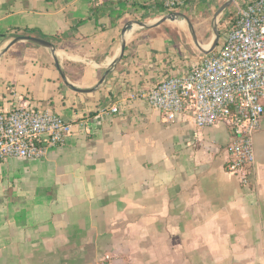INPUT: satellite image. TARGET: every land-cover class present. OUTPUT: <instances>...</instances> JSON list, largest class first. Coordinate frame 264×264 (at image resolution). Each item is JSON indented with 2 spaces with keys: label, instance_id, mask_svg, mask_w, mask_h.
Masks as SVG:
<instances>
[{
  "label": "crops",
  "instance_id": "0c3cea01",
  "mask_svg": "<svg viewBox=\"0 0 264 264\" xmlns=\"http://www.w3.org/2000/svg\"><path fill=\"white\" fill-rule=\"evenodd\" d=\"M166 13L162 0H0V53L19 35L55 48L21 40L0 55V109L29 101L72 124L46 157L0 160V264H264V113L244 187L224 168V124L167 122L142 96L205 55L170 22L126 31L98 84L125 25ZM55 59L67 82L94 90L70 88Z\"/></svg>",
  "mask_w": 264,
  "mask_h": 264
},
{
  "label": "built area",
  "instance_id": "2783aa9c",
  "mask_svg": "<svg viewBox=\"0 0 264 264\" xmlns=\"http://www.w3.org/2000/svg\"><path fill=\"white\" fill-rule=\"evenodd\" d=\"M191 1L162 0V6L175 12ZM142 96L167 122L182 116L197 129L224 124L229 131L225 171L241 186H250L255 175L253 136L264 113V0L236 6L211 53L183 73L164 77ZM71 132L70 121L29 101L0 109V160L42 159ZM110 259L105 254L100 264Z\"/></svg>",
  "mask_w": 264,
  "mask_h": 264
},
{
  "label": "water",
  "instance_id": "95a60500",
  "mask_svg": "<svg viewBox=\"0 0 264 264\" xmlns=\"http://www.w3.org/2000/svg\"><path fill=\"white\" fill-rule=\"evenodd\" d=\"M235 1L236 0H227L213 14V16H212V19H213V24H212L213 39H212L211 43L209 44V46L207 48H203L200 45V43L198 42V40L196 38L195 32L193 30L194 27H193V24H192L190 18L186 14H184L182 12L175 11V12H169L167 14H164L163 16H161L160 18H158L153 24H148L147 22L137 21V20H132V21L128 22L125 25V27H124V29L122 31V41H121V46H120V54L112 61V63L110 64L109 68L106 69V71L104 72V74L101 76L98 84H101L103 82V80L106 78L107 74L110 72V69L113 68V67H115L116 64L122 58V56L124 54L125 46H126L125 33H126V31H130L134 25H137L139 27H151V26L160 25V24H162V23H164L166 21H171V20H177L179 22L184 21V22H186V24H187V26H188V28L190 30V33H191V36H192V40H193V43L196 46V48L200 52H202L203 54H205V55L211 53L214 50V48L217 46V43H218V40H219V30H218V28L216 26V21L218 19V16L224 10H226L232 2H235ZM21 40L29 41V42L35 43L37 45H40V46L49 48L52 52H54V50H55L53 44L51 42L45 40V39L38 38V37H34V36H31V35H19V36H15L7 44V46L2 50V52L0 53V55L2 53H4L11 45H13L14 43H16L18 41H21ZM54 61L56 63V66H57L60 74H61V78H62L63 82H65L74 91H76V92H91V91L94 90V89H92V90H81V89L75 88L72 84H70L69 82H67L66 77H65L63 71L60 69V67L58 65V61L56 59Z\"/></svg>",
  "mask_w": 264,
  "mask_h": 264
},
{
  "label": "rangeland",
  "instance_id": "374dc122",
  "mask_svg": "<svg viewBox=\"0 0 264 264\" xmlns=\"http://www.w3.org/2000/svg\"><path fill=\"white\" fill-rule=\"evenodd\" d=\"M243 1H245V0H236L235 2H232L229 5V7L226 10H224L218 16V19L216 21V26L219 30V35L221 34V32L226 30V21L228 19H230L235 14L236 6L242 5ZM213 14H214V12H212V11L207 12L206 14L201 15L200 17L195 16L193 14H188V16H189V18L193 24V27H194L193 30H194L195 34L198 35V38H200V42H201L202 46L205 48H207L209 46V44L211 43V41L213 39V32H212V24H213L212 16H213ZM160 17H157V18H160ZM149 19L150 18H147L146 20H143V21L148 22ZM150 20L152 21V19H150ZM167 22H170L169 24L174 26L176 28V30L183 32L182 34H186L187 37L192 41V45L194 47H196L193 44L192 36H191L190 30H189L186 22L182 21V23H181L177 20H171V21H167ZM204 31H205V33H204L205 37H203V34H202ZM201 37H203V38H201Z\"/></svg>",
  "mask_w": 264,
  "mask_h": 264
},
{
  "label": "bare ground",
  "instance_id": "6f19581e",
  "mask_svg": "<svg viewBox=\"0 0 264 264\" xmlns=\"http://www.w3.org/2000/svg\"><path fill=\"white\" fill-rule=\"evenodd\" d=\"M182 23V22H181ZM135 32V31H134ZM133 34V33H132ZM205 46V45H204ZM207 46V45H206Z\"/></svg>",
  "mask_w": 264,
  "mask_h": 264
}]
</instances>
